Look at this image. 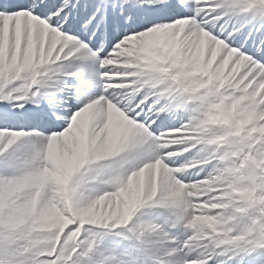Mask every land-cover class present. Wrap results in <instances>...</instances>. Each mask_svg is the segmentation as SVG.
Returning <instances> with one entry per match:
<instances>
[{"label": "snow or ice", "instance_id": "obj_1", "mask_svg": "<svg viewBox=\"0 0 264 264\" xmlns=\"http://www.w3.org/2000/svg\"><path fill=\"white\" fill-rule=\"evenodd\" d=\"M0 264H264V0H0Z\"/></svg>", "mask_w": 264, "mask_h": 264}]
</instances>
